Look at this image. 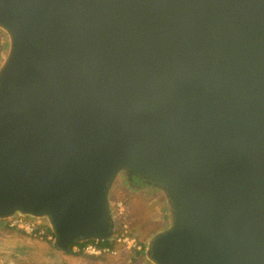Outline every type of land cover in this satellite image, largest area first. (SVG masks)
Here are the masks:
<instances>
[{
    "label": "water",
    "instance_id": "1",
    "mask_svg": "<svg viewBox=\"0 0 264 264\" xmlns=\"http://www.w3.org/2000/svg\"><path fill=\"white\" fill-rule=\"evenodd\" d=\"M0 219L109 241L110 190L168 199L154 264H264V0H0Z\"/></svg>",
    "mask_w": 264,
    "mask_h": 264
},
{
    "label": "rangeland",
    "instance_id": "2",
    "mask_svg": "<svg viewBox=\"0 0 264 264\" xmlns=\"http://www.w3.org/2000/svg\"><path fill=\"white\" fill-rule=\"evenodd\" d=\"M2 49L0 44V52ZM3 54L0 55V65L4 59ZM147 186L143 184L133 188L121 174L111 187L110 203L116 227L113 239L109 241L115 243L112 248L115 253H93L75 245L70 254L57 248L54 240L30 235L20 228L8 227L0 219V264H154L146 255V246L157 233L168 227L170 207L162 191H153ZM118 201H122L125 206L126 228L118 213ZM39 219L46 224L48 231L52 230L46 219ZM121 237L128 238V241H118ZM86 243L89 242H82Z\"/></svg>",
    "mask_w": 264,
    "mask_h": 264
},
{
    "label": "built area",
    "instance_id": "3",
    "mask_svg": "<svg viewBox=\"0 0 264 264\" xmlns=\"http://www.w3.org/2000/svg\"><path fill=\"white\" fill-rule=\"evenodd\" d=\"M116 205L118 208L119 215H121V217L123 218L124 227L126 228L127 227V221H126V217H125L126 215L124 212L125 206H124L122 201H118L116 203ZM2 220L6 226L12 227V228L13 227L20 228L30 235L40 236L41 238H47L50 241H53L55 239L54 232L52 230L48 231L46 228V224L42 223L39 218H34V217L18 214L15 216L4 218ZM123 239H124V241H128V238H122V237L118 238V241H121ZM75 245H73V247ZM138 248H139V250L141 249V247H138ZM79 249L88 250V251L93 252V253H101V252H113V253H115V251H112L111 247H109V246L100 247L99 245H97L96 243H93V242L83 244L81 247H79Z\"/></svg>",
    "mask_w": 264,
    "mask_h": 264
},
{
    "label": "crops",
    "instance_id": "4",
    "mask_svg": "<svg viewBox=\"0 0 264 264\" xmlns=\"http://www.w3.org/2000/svg\"><path fill=\"white\" fill-rule=\"evenodd\" d=\"M0 44L2 46V51L0 52V55H2L5 51L7 53L8 47H9V36L8 34L0 28ZM7 49V50H6ZM5 53L3 54V58L5 57Z\"/></svg>",
    "mask_w": 264,
    "mask_h": 264
},
{
    "label": "trees",
    "instance_id": "5",
    "mask_svg": "<svg viewBox=\"0 0 264 264\" xmlns=\"http://www.w3.org/2000/svg\"><path fill=\"white\" fill-rule=\"evenodd\" d=\"M94 243H96L100 247L109 246V247L113 248L115 246V243H111L110 241H98V242L94 241ZM76 245L82 246L83 244L82 243H77ZM72 247H71L70 251H68V253H70V254L72 252Z\"/></svg>",
    "mask_w": 264,
    "mask_h": 264
},
{
    "label": "flooded vegetation",
    "instance_id": "6",
    "mask_svg": "<svg viewBox=\"0 0 264 264\" xmlns=\"http://www.w3.org/2000/svg\"><path fill=\"white\" fill-rule=\"evenodd\" d=\"M128 183L133 188L140 187L141 185L145 184L144 181L137 178H129Z\"/></svg>",
    "mask_w": 264,
    "mask_h": 264
}]
</instances>
